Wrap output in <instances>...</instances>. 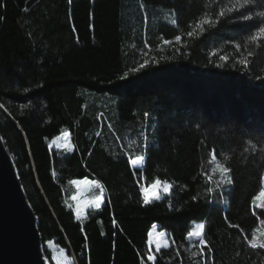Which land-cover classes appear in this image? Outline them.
Listing matches in <instances>:
<instances>
[{"label": "trees", "instance_id": "obj_1", "mask_svg": "<svg viewBox=\"0 0 264 264\" xmlns=\"http://www.w3.org/2000/svg\"><path fill=\"white\" fill-rule=\"evenodd\" d=\"M261 26L264 0H0V136L49 264H264Z\"/></svg>", "mask_w": 264, "mask_h": 264}, {"label": "water", "instance_id": "obj_2", "mask_svg": "<svg viewBox=\"0 0 264 264\" xmlns=\"http://www.w3.org/2000/svg\"><path fill=\"white\" fill-rule=\"evenodd\" d=\"M0 264H49L38 219L0 136Z\"/></svg>", "mask_w": 264, "mask_h": 264}, {"label": "rangeland", "instance_id": "obj_3", "mask_svg": "<svg viewBox=\"0 0 264 264\" xmlns=\"http://www.w3.org/2000/svg\"><path fill=\"white\" fill-rule=\"evenodd\" d=\"M172 23V22H170ZM48 146L52 148L63 149L66 151H70V144L68 141V135L62 134L59 137L53 138L52 140L48 141ZM212 160L215 162L214 157ZM140 160H133L131 162L132 167L137 168L140 166ZM216 172L219 175L220 181L222 182L225 178V173L221 171V166L216 165ZM77 183H72V186L75 190V195L77 199H72L74 204V214L77 217V206L81 207L80 216L77 219H81L85 214V211L88 209L98 208L102 204V190L99 188V185L94 183L93 181H89L87 179L84 180H76ZM165 185H167V190H165ZM170 190V186L165 183L155 182L151 184L147 189L143 191L144 199L147 198L149 201L156 200L160 195H167ZM155 193V195H153ZM99 200V206L95 203ZM264 201V188L258 197V202ZM199 231L200 235H188V239L190 241H197L201 238L202 232V224L200 222H192V230L190 233H195ZM163 233V235H161ZM148 245L150 248L154 250H159L161 248H165L167 245V238L166 234L163 231H158L157 227L154 226L152 228V232L148 234ZM52 261L54 264H65V261L62 260L61 256L58 254L53 253Z\"/></svg>", "mask_w": 264, "mask_h": 264}, {"label": "snow or ice", "instance_id": "obj_4", "mask_svg": "<svg viewBox=\"0 0 264 264\" xmlns=\"http://www.w3.org/2000/svg\"><path fill=\"white\" fill-rule=\"evenodd\" d=\"M235 3H240L241 4V7H243L245 4L249 3V0H243L242 3H241V0H235ZM234 10H235L234 5L232 7H228V8L225 9V11H222L220 13V16L223 17V16H225L226 12H233ZM248 19H249V17L246 16V15H244L242 17V20L243 21H247ZM205 23H207V21H205ZM188 35L189 36H192L193 33L192 32H189ZM261 38H264V26L259 27L258 28V31H256L253 35L250 36V40L253 41V42H255V41H257L258 39H261ZM177 39H179V37H177ZM221 171L223 173H228L229 172V168H227V167H221ZM72 183H77V182L76 181H73ZM227 184H229V185L232 184V180L231 179H227ZM165 190H167V185H165ZM210 191H211V189H210ZM153 195H155V193ZM73 199L75 200L77 198L76 197H73ZM147 202H148V200H147V198H145V203H147ZM95 203L97 204V206H99V200L98 199H97V201ZM80 212H81V207L78 204V206H77V213H76L77 214V218H79ZM161 235H163V233H161ZM189 235L199 236L200 235V232L197 231L195 233H189ZM201 243L203 244L204 241L201 240ZM252 246L253 247H256L255 244H253ZM260 247H264V245H260Z\"/></svg>", "mask_w": 264, "mask_h": 264}]
</instances>
